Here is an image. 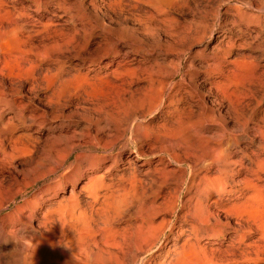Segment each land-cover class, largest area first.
I'll use <instances>...</instances> for the list:
<instances>
[{"label": "rangeland", "instance_id": "1", "mask_svg": "<svg viewBox=\"0 0 264 264\" xmlns=\"http://www.w3.org/2000/svg\"><path fill=\"white\" fill-rule=\"evenodd\" d=\"M128 1H123L126 6L122 15L118 11L105 12L106 8L103 11L108 14L105 22H110L113 29L125 22L124 42L115 41V36H101L96 30L93 40L85 48L91 58L83 55L82 51L77 57H69L73 50L67 49L69 55L62 48L64 53L53 54L56 57L59 55L57 58L62 61V71L56 72L53 63L56 57L51 56L41 66V70H48V73L42 74L39 89L32 92L29 85L21 89L17 101L28 105L22 119L18 108L5 111L6 107L0 106V264H153L150 259L158 255L156 264H187L189 260L193 264H264L259 261L264 257L255 256L259 254L258 247L262 243L260 228L258 230L256 225L264 226V174L234 176L233 182L227 184L219 196L209 191L198 200L196 194L202 186L199 184L203 176L199 168L201 165L195 164L196 161L189 162L182 168L184 184H177L176 165L170 164L165 156L161 158L160 165L155 154L162 136L170 138L175 135V129L184 123V126L199 125L196 129H201L203 125L201 130H211L209 134L220 130L223 144H232L229 150L232 158L227 161L231 166L234 161H241L246 166L252 163L250 167L254 170L257 162H264V0L172 1L179 2V6L153 0H141L135 6V1ZM142 2L145 3L140 4ZM185 3L189 6L187 9ZM128 5L137 9H129ZM168 5L173 9L177 6L180 10H172L170 6L168 9ZM26 6L29 4L26 3ZM152 10L154 15L151 19ZM145 13L150 15H143ZM136 14L138 17L132 18ZM23 15L29 20H36L30 10L23 11ZM136 19H140L141 23ZM154 19L159 21L158 24ZM64 20L49 15L44 19L50 23L48 26H57L67 34L65 31H69L70 27L60 26ZM164 20L167 24H163ZM51 23H54L53 26ZM158 26L164 29L160 30ZM179 28L181 37L174 41L180 36ZM172 30H177V36ZM174 35L175 38H172ZM109 39H114L116 46L101 51L103 48L98 45L104 47L105 40L108 43ZM52 53L53 50L50 51ZM64 55H67L66 59ZM35 66L34 63L26 65L25 71L30 72ZM6 69L7 66L1 63L3 74ZM13 97L8 93L4 98L9 101ZM159 105L161 107L155 109ZM30 115L33 119L26 121L25 127L21 121ZM13 125L16 129L11 136H7L6 131ZM137 125L152 129L142 143L148 158L136 160L133 149L123 147L130 138L129 131L123 139L113 143L111 151L102 149L108 142L106 135ZM170 129L175 131L169 132ZM258 146L262 149L257 150ZM244 148L255 152V155L246 158L242 153ZM112 156L121 157L124 164L117 169L111 168V162L104 164L106 160H112ZM205 157L209 156L205 154ZM144 162L147 164L137 170L136 166ZM189 165L195 174L191 177L188 174ZM233 168L240 170L238 166ZM164 173L168 176L160 198L145 212L149 214L154 209H160L163 214L155 219L153 226L155 234L161 236L159 244L164 242L170 223L174 222L172 240L163 252L155 247L153 251L143 252L137 257H112L109 253V247L114 243L111 234L117 233L115 238H120L127 232L128 223L108 226L102 219L97 224H91V213H99L109 204L111 192L118 188L119 181L127 183L132 176L139 174L141 188L145 197H149L153 183L158 182ZM213 175L214 170H211L208 177ZM188 182H192V187L181 194L178 201L184 203L189 198L192 202L185 205L186 209L179 207L170 211L171 196L168 195L175 187L177 192H182ZM246 182L250 184L244 186ZM194 198L196 201H193ZM216 199L219 202H215ZM197 202L203 205L202 209L219 217L222 224L211 228L214 234L197 238V231L201 228L198 223L173 220L176 214L182 217L187 211H193L195 205H199ZM226 219L230 221L227 226L224 224ZM234 226H237L236 231L232 228ZM248 227L254 230L250 237L244 233ZM248 245L251 247L247 248ZM231 251L236 253V257L226 256ZM182 256H186V262H183Z\"/></svg>", "mask_w": 264, "mask_h": 264}, {"label": "bare ground", "instance_id": "2", "mask_svg": "<svg viewBox=\"0 0 264 264\" xmlns=\"http://www.w3.org/2000/svg\"><path fill=\"white\" fill-rule=\"evenodd\" d=\"M123 1H125V0H0V64L4 63L7 66L5 74H3L0 70V106L6 107L5 111L6 110H13L14 108L15 109L18 108V110L21 112V119H22V116L25 113L28 105L26 103H24L23 101H20V102L17 101V97H19V94L21 93V89L25 85L26 86L29 85V86H31L30 91L33 92V90H35V89L38 90L39 88H37V87H39V84L42 82L41 79H43L42 74L48 73V70H41V66L48 59H51L52 58L51 56H53V54L54 55H55V53L59 54V52L64 53V51H62V48H64V50H66L67 53L70 49H72L73 50V52H71L72 56H69L72 58H74L73 56H76V55L78 56V54L81 51H82L83 55L86 54L87 57H90V54H89L90 52L87 53V50L85 52V48L88 47L87 45L89 44L91 39L94 38L96 30H99L98 32H100L101 36L107 35V36H109V38H111L110 35L115 36V38H116L115 41L124 42L123 41L124 38L126 39V37H125L126 35H124V33H126V28L125 29L123 28L125 25V22L123 21L124 23L122 22V25H120L116 22L117 25H120V26H119V28L113 29L112 26L110 25V22L109 23L105 22V18L107 17L108 14L106 15L103 12L106 8L107 10H105V12H107V11H118L120 13H118V12L117 13L121 14L122 10H124L123 8L126 6L125 4H123L124 3ZM132 1L136 2L135 6H137V3L139 4V2H141V0H132ZM153 1L167 4V3H171L174 0H153ZM183 2H185V1L183 0ZM26 3L29 4L28 7L26 6ZM143 3H145V2H142L140 4H143ZM172 3L174 4L175 2H172ZM147 5L149 6V2ZM171 5H168V9H169V6L171 8L173 7ZM181 5H182V3H181ZM130 6H129V9L132 7V6L131 7ZM154 6H152V8ZM177 6H179V5H177ZM177 6L174 7V9H176V8L179 9V7H177ZM183 6H184V3H183ZM185 6H186V3H185ZM187 7H189V6H186V9H187ZM152 8H150V9H152ZM156 8L154 10H157L159 8V6L157 9ZM171 8H170V11L174 10L173 8L171 10ZM131 9H134V6ZM135 9H137V8L135 7ZM25 10H28V11L30 10L31 13L36 17V20H29L27 18L28 16L24 17L23 11H25ZM158 11H160V10H157V12ZM168 11L169 10H167V12ZM185 11L188 12L187 10H185ZM124 12H125V10H124ZM177 12H180V11H177ZM111 13H113V12H111ZM128 13L130 14V10ZM159 13H157V14L155 13V15L158 16ZM165 13L166 12H164V14ZM129 14H127L126 16H129ZM133 14H134V12H133ZM146 14H148V13H145L143 15L146 16ZM166 14L168 15V13H166ZM46 15H49L55 19H58V20L61 18L62 19L64 18L65 20L62 21V25H60V26L62 28H63V26H69L70 27L69 31H65L67 34H65L63 32L64 29H62V30H60V28L57 29L58 28L57 26H56L57 28L56 27L52 28L51 26H48V24H50V23H46L44 21ZM141 15L142 14H140V16ZM148 15H150V13ZM153 15L154 14H153V10H152V16L151 17L149 16V17L152 19ZM162 15H163V13H162ZM118 16H120V15H118ZM135 16H137V14L134 15V17H132V18H135ZM140 16H139V18H140ZM113 17H115V16L113 15ZM126 18H128V17H126ZM129 18L131 20V17H129ZM162 18H163V16H162ZM172 18H170V19H172ZM118 19H116V20L119 22L120 20H118ZM122 19L124 20V18H122ZM147 19L150 21L149 18H147ZM147 19L145 21H148ZM156 19H154V20H156ZM109 20H110V18H109ZM136 20L138 21L140 19H136ZM159 20H161V19H159ZM217 21H218V19H217ZM111 22H112V20H111ZM130 22H132V21H130ZM138 22L141 23V20ZM156 22H157L156 24H158L159 21L156 20ZM169 22H171V21L169 20ZM172 22L175 23L177 21L175 19V22H174V20ZM126 23H127V21H126ZM135 23H136V21H135ZM135 23H133V24H135ZM142 23L146 24V22H144V21H142ZM165 23L167 24L166 21L163 24H165ZM51 24L53 26L54 23H51ZM161 24H162V22H161ZM112 25H114V24H112ZM140 25L143 26V24H138V26H140ZM77 26H79V27H77ZM138 26H136V27H138ZM160 26H158V28H161ZM164 26L166 27L167 25H164ZM170 26L171 25H169V27ZM152 28L156 29L155 26ZM134 29H137V28H134ZM144 29H146V28H144ZM162 29H164V28L162 27L160 30H162ZM132 30L133 29H131L130 31H132ZM136 31H139V30L137 29ZM146 31L147 30H145V32ZM172 31H174V30H172ZM180 31L181 30L179 28V34L177 33V30L174 31L176 34L174 32H171V33H173L177 36V34L180 35ZM132 32L134 33V31H132ZM140 32L141 31H139V33ZM148 32H150L149 29H148ZM133 33H130L131 34L130 36H132ZM141 33H143V32H141ZM158 33H159V31H158ZM112 34H114V35H112ZM151 34L152 33L150 32V35ZM96 35H98V34H96ZM140 35H142V34H140ZM145 35H146V33H145ZM154 35H152V36L154 37ZM171 35L172 34H170V36ZM175 35L172 36V38L173 37L175 38ZM188 35L189 34H187V36ZM147 36H149L148 33H147ZM184 36H186V35H184ZM128 37H127V39H128ZM180 37H181V35L178 36V38L175 39L174 41H177L178 39H180ZM103 38H105V37H103ZM106 38H108V37H106ZM133 38H135V37H133ZM197 38H199V37H197ZM200 38L203 39V37H200ZM129 39H131V38H129ZM136 39L137 38H135V40ZM113 40L109 39L108 43H107V40H105L106 42L103 40L106 43L105 44L102 41L105 44V46L103 47L101 45H98L99 47H102L104 49L103 50L101 48L102 49L101 51L104 52L105 49H107V51H108V48H114L116 45H114ZM135 40H133V41L135 42ZM151 40L153 41V38ZM172 40H171V43H172ZM197 40L194 42H197ZM201 40H200V42H201ZM139 41H141V40H139ZM128 42H130V41H128ZM163 42L165 43V41H163ZM198 42H199V40H198ZM159 43H160V46L162 45L164 47V45L161 44L160 41H159ZM166 43H167V41H166ZM171 43L169 42V43H167V45L168 44L171 45ZM94 44H96V43H94ZM132 44L134 45V43H132ZM157 45H159V44H157ZM144 46H146V45H144ZM95 47H96V45H95ZM166 47H168V46H166ZM91 48L93 50L94 47H91ZM154 48L156 49V47H154ZM157 48H158V46H157ZM57 49H58V51H57L58 53L56 52ZM59 49L61 51H59ZM67 49H69V50H67ZM52 50H53V53L51 55L50 51L52 52ZM170 51H172V50L170 49ZM180 51H184V50H180ZM174 52H177V51H174ZM183 53L185 54V52H183ZM82 54H80V55H82ZM123 54H125L124 51H123ZM178 54L181 55L180 53H178ZM62 55L63 54H61V57H62ZM92 55H94V54H92ZM95 55H97V54L95 53ZM65 56H67V55H64L63 57L65 58ZM53 57H56V56H53ZM57 57L55 58V60L53 59L55 61L53 63H55L56 72L60 73L62 71V61H60L61 59L59 60V58H57ZM150 57H152V56H150ZM64 58H63V60H64ZM161 59H162V57H161ZM157 60H158V58H157ZM167 61L169 62V60H167ZM191 62H193V61H191ZM32 63L36 64V66L30 72L25 71V66L30 65ZM175 63H176V61H175ZM39 80H41L40 83H39ZM8 93L13 94L14 97H13V99L6 101L4 97ZM167 99H168V97H167ZM161 102H159V104H161ZM170 103H171V101H170ZM160 107L161 106L159 105L155 109H158ZM155 109L153 111H156ZM203 118L205 120L204 116H203ZM32 119H33V116H31V115L27 116L24 121H21V124L25 125L26 121L30 122V121H32ZM213 119H215V118H213ZM201 122H203V120L200 121V124L202 125ZM205 122H207V121L205 120ZM181 124L183 125L184 123H181ZM179 125H180V123H179ZM182 125L179 126L178 129H175L176 130V133L174 132L175 135L171 136L170 138H164L162 136L163 139H161V145L155 150V154L160 161L159 162L160 165H161V158L164 156L166 157V159L169 161L170 164L176 165L177 171H178V176H177L175 182L177 184L178 183L184 184V181H185L184 175L185 174L182 172V170H183L182 168L184 166H187L189 162L196 161L195 164L197 163L198 165L199 164L201 165V167H199V168H201V170L203 171V176L201 177V181L199 184L202 186L200 187L198 185L200 188H199L198 193L196 194V196L198 197V200H199V198L208 194L207 192H209V191H212L214 194L219 196V194L221 192H223V190L225 189V186L227 184H230L233 182L231 180L233 179L234 176L249 175L251 173H253L255 176L258 174H264V162H257V164L254 167V170L250 167L252 165V163H249V165L246 166V165H242L241 161H234L232 163V166H231L230 163H228L227 161L230 158H232V154L229 152L232 144L231 143H229V144L226 143L225 145L223 144V142L220 139L223 137V135L219 134L220 130L218 131V129H217V132L214 131L213 133L209 134V132L211 130H209V132L208 131H204V132L202 131L203 125L200 127L202 130L196 129L199 125L198 126L196 125L197 126V127L195 126L196 128L193 126L195 129L192 126H186V125L182 126ZM235 126L238 127V125H235ZM25 127H26V125H25ZM15 129H16V126H14V125L10 126V128L6 131V135L11 136ZM120 129H117L116 132L112 135L111 134L106 135L108 138V142H105L102 149L106 152L111 151V149H113V146H114L113 143L123 139L126 132L129 131L131 134L130 138L127 141H125V143L123 144V147H131L133 149V153H134L133 158H135L136 160H138L140 158H148L149 154L144 151V149H143L144 147H143L142 143H143L144 138H146V136L148 134H150L152 129L149 126H141V125H137L136 127H131L130 129L129 128H125L122 130H120ZM163 130L164 129H162V131ZM170 130H169V132L175 131L174 129H173V131H172V129H170ZM256 131H257V129H256ZM164 133H165V130H164ZM258 133H260V132H258ZM17 140H19V139H17ZM230 141H232V143H233V140L230 139ZM194 143H195V145H194ZM258 149L261 150L262 147L258 146L257 150ZM242 153L244 156H246V158L247 157L249 158V155H255V152H253V151L249 152L247 150V148H244L242 150ZM205 154H207L209 157L206 158ZM109 156H111V155H109ZM209 158H211V159H209ZM98 160H99V158H98ZM100 160H101V158H100ZM110 162H111V168L117 169L119 166L124 164L125 161H124V159H122L119 156H115V157L112 156V160L111 159L106 160L104 162V164L110 163ZM146 164H147L146 162L139 164L138 166H136V169L138 170L140 168H143ZM233 166L234 167L235 166L240 167V170H235L233 168ZM191 169L192 168L189 165V168H188V174L190 175L189 177H191L192 175H195L192 173ZM211 170L212 171L214 170V175H213L214 177H212V178L208 177V173ZM139 176H140L139 174L136 176H132L130 178L129 182H127V183L119 181V185L116 186L118 188H116L115 190H113L111 192V195L109 197V204L103 208V210L101 211L102 213L101 212H99V213L92 212L91 213V219H90L91 224L92 223L97 224V223L101 222L102 219L105 220V222L108 226H117L121 222H123V223L127 222L128 223V225L126 227L127 232L122 234V236H120V238L118 236V238H119L118 241H116V239H118V238H115L117 236V233L111 234L113 237L114 243L112 244V246H110L112 248L109 247V253L114 258H116V257L124 258V257H128L130 255H134V257H137L138 254H141L143 252H149L150 250H152L155 247H159L160 252H163L165 250V248L167 247V244L172 240V236H173L172 231L175 227L174 222L172 221L170 223V229H169L168 234H166V239L164 240V242L159 244L161 236L155 234V232H154L155 229L153 226H154L155 219L162 216L163 214H162L160 209H154V211L150 212L149 214H147L145 212L147 207L153 206L159 200V198H160L159 196L161 194L160 192H161L162 186L167 182L168 173H164L158 182L153 183V189H151L150 193L148 194L149 197H145L146 194L143 192V189L141 188L142 182H140L138 180ZM173 182H174V180H173ZM189 184H190V186H188ZM189 184H187L183 188L182 192H177L178 188L175 187V189H173L174 191H172L173 193L168 195V196H171V199L169 197V200H170L169 201L170 202L169 210L170 211L173 212L175 209H177L179 207L183 210L185 208V205H187V204L189 205V203L191 201V199H189V198H188L189 200L187 199V201H185L184 203H180L178 201V200H180L179 196H181V194L187 192L192 187V182H190ZM249 184H250V182H246V183H244V186L249 185ZM121 186H124V187L121 188ZM126 186H128V188ZM186 195H187V193H186ZM216 198H218V197H216ZM165 200L167 201L168 199H165ZM194 200H195V198L193 199V201ZM214 201L219 202L218 199H216ZM198 202H200V201H198ZM164 203H165V201H164ZM200 205L201 204H199V205L196 204L193 211H187V213H184V214L182 213L183 214L182 217L181 216L178 217L177 214H176V216L175 215L173 216L174 221L179 220V221H182L185 223H188V222L198 223L201 226V228L198 229V231H197V233H198L197 238H199L200 236L207 235V234H214L215 231H214V229H211V228H218L222 224L221 221L219 220V217H217V216L214 217V215H211L208 211H206L207 209H204V208L202 209L203 205H201V206ZM200 211H201V214H200ZM204 211H206V212L204 213ZM202 214H207V216L205 217ZM210 220H212L211 223H209ZM229 222L230 221L228 219H226L224 224L227 226V225H229ZM251 222H253V221H251ZM249 225L252 227L253 223H251ZM251 227L246 228L245 229L246 232H244L249 237L254 232V230ZM256 227H258L257 228L258 230L260 228L262 243L258 247L259 254H255V256L256 257L257 256L264 257V226L256 225ZM232 228H233V230L236 231L237 226H234ZM129 231H133V232L128 233ZM124 235H126V236H124ZM250 247H251L250 245L247 246V248H250ZM197 251H200V250L198 249ZM230 255H232L233 257H236V253L234 251H231V252L226 254V256H230ZM240 255L242 256V254H240ZM158 257H159V255L157 257H155L153 260L150 259V261H152L153 264H156ZM182 257L184 258L183 262H186V256H182ZM259 261L264 263V258L259 259ZM184 264H186V263H184ZM187 264H193V263H191V260H189V263H187Z\"/></svg>", "mask_w": 264, "mask_h": 264}]
</instances>
